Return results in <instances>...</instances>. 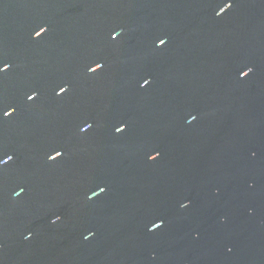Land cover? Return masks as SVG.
Listing matches in <instances>:
<instances>
[{
    "label": "water",
    "instance_id": "water-1",
    "mask_svg": "<svg viewBox=\"0 0 264 264\" xmlns=\"http://www.w3.org/2000/svg\"><path fill=\"white\" fill-rule=\"evenodd\" d=\"M0 62V111L16 109L0 118L3 189L30 157L54 175L42 95L58 73L89 95L103 63L96 106L131 126L125 160L75 161L108 194L83 210L82 264H264V0H0Z\"/></svg>",
    "mask_w": 264,
    "mask_h": 264
},
{
    "label": "flooded vegetation",
    "instance_id": "flooded-vegetation-1",
    "mask_svg": "<svg viewBox=\"0 0 264 264\" xmlns=\"http://www.w3.org/2000/svg\"><path fill=\"white\" fill-rule=\"evenodd\" d=\"M58 17H64V13L59 12ZM66 40L64 37V44ZM125 76L131 77L126 73ZM61 80L58 73L54 80L57 86ZM99 80L96 72L91 73L89 95L81 90L57 96V87H47L43 92L42 101L47 104L44 126L48 131L44 159L46 162L54 150H62L63 155L52 161L53 176L37 171L36 161L30 157L27 159L30 166L15 174L13 184H5V189L0 187V197L6 199L0 202L5 217L0 220V264H82L87 255L93 257L88 251L93 245L88 244V250L84 248V238L89 232L83 231V223L92 225L94 221L84 220L83 210L93 213L108 194L104 191L89 199L91 192L99 188V182L85 171L84 163L75 161L109 164L125 160L128 146L136 145L129 144L131 126L125 120L115 122L110 112L105 115L96 106L95 88ZM23 115L21 111L20 118ZM127 118L132 121L129 115ZM86 122L93 127L82 133L80 128ZM121 123L126 129L116 133L114 129ZM134 126L143 134L141 118L134 121ZM19 187L25 191L13 198L12 193ZM56 217L59 219L53 223Z\"/></svg>",
    "mask_w": 264,
    "mask_h": 264
},
{
    "label": "snow or ice",
    "instance_id": "snow-or-ice-1",
    "mask_svg": "<svg viewBox=\"0 0 264 264\" xmlns=\"http://www.w3.org/2000/svg\"><path fill=\"white\" fill-rule=\"evenodd\" d=\"M229 7H231V4L230 3H225L224 6L219 9V14L216 13V15L219 16L221 13H223ZM46 31H47V28L45 26H41V27H39L38 30H36L34 32V36L35 37H40ZM119 35H120V32H118V31L113 32L111 38L112 39H116ZM166 42H167V38L166 37L158 38L157 42H156V47H160L162 45H165ZM102 67H103V63L95 62L92 66H90L87 69V71L89 73H95L98 69H101ZM9 68H10V64L9 63L0 62V75L4 74ZM252 71H253V69L251 67H248L245 70L240 71L239 72V76L241 78L246 77ZM150 82H151L150 78H144L139 86L141 88H143V87L147 86L148 84H150ZM68 90H69V88L66 86V84L59 85V86H57V88L55 90V95L60 96L61 94L67 93ZM37 96H38L37 91L32 90L30 94L26 95V100L31 102V101L35 100L37 98ZM15 111H16V109H15L14 106L8 105L5 110L0 111V118H8L11 115H13ZM195 119H196V117L192 116V117L189 118L188 122L191 123ZM92 127H93V125H92L91 122H86L80 128V131L83 133V132L88 131ZM125 129H126V125L121 123L114 130H115L116 133H120V132L124 131ZM62 155H63L62 150H54V152L48 156V159L50 161H54L55 159H57L58 157H60ZM159 155H160L159 152H153L151 155L148 156V159L149 160H155V159H157L159 157ZM13 159H14L13 155L5 153L3 155V157L0 158V169H3L4 167H6L9 164V162H11ZM24 191H25V189L23 187H19L17 190H15L12 193L13 198L19 197ZM104 191H106V189L104 187H99L97 190L92 191L88 198L92 199V198L100 195ZM180 206L181 207H187V203H182ZM58 219H59V217H56V219H54L52 222L55 223L56 220H58ZM162 224H163L162 220L158 221L156 223H153L151 225L149 231L158 229L159 227L162 226ZM91 235H93V233L89 232L88 235L85 236V239H88Z\"/></svg>",
    "mask_w": 264,
    "mask_h": 264
}]
</instances>
